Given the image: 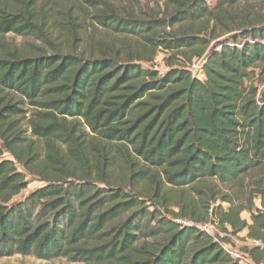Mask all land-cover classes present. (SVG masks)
<instances>
[{
	"label": "trees",
	"instance_id": "trees-1",
	"mask_svg": "<svg viewBox=\"0 0 264 264\" xmlns=\"http://www.w3.org/2000/svg\"><path fill=\"white\" fill-rule=\"evenodd\" d=\"M78 1L0 0V256L238 264L200 226L264 240V0Z\"/></svg>",
	"mask_w": 264,
	"mask_h": 264
},
{
	"label": "rangeland",
	"instance_id": "rangeland-1",
	"mask_svg": "<svg viewBox=\"0 0 264 264\" xmlns=\"http://www.w3.org/2000/svg\"><path fill=\"white\" fill-rule=\"evenodd\" d=\"M116 4H124V3H131L132 0H114ZM51 7L54 11H67L69 10H75V8H81L82 3L78 0H51ZM248 15L255 16L257 13L260 15H264V8L257 5V4H251L248 6ZM90 31L85 30L82 34V42L77 45L79 49H85L90 43L97 45V46H109L110 44H114L111 40V36L104 32L102 29H96L90 27ZM228 35V34H227ZM224 35L221 36L218 40H222L227 38L228 36ZM6 41L9 42L12 45H15L17 47L22 45H35L34 41L31 39H24L23 37L16 36L14 34H8L6 35ZM167 53L165 52H159L153 62L152 65L146 64L143 65L144 68L152 67L155 71H157L159 74H163L166 72V67L164 63V59L167 57ZM195 59V58H194ZM192 59V61L194 60ZM262 86H260L261 88ZM3 159L5 160H11V158L8 155H4ZM27 187L25 190H23L20 195L15 197V202L22 201L27 194L34 191L35 189L41 187L43 184L39 181H37L34 178L28 177L26 178ZM255 205L257 208H260V201L257 199L255 201ZM241 217L247 221H249V215L246 213H243ZM210 224V223H208ZM213 227L216 229V227L213 225ZM216 231H218L216 229ZM246 231L241 233L238 237H235L234 239H231V244L234 249H240L244 245L243 237L246 236ZM0 264H82V263H73L69 262L68 260L64 258H53L50 260H41L38 259L32 255H17V254H7L0 256Z\"/></svg>",
	"mask_w": 264,
	"mask_h": 264
},
{
	"label": "built area",
	"instance_id": "built-area-1",
	"mask_svg": "<svg viewBox=\"0 0 264 264\" xmlns=\"http://www.w3.org/2000/svg\"><path fill=\"white\" fill-rule=\"evenodd\" d=\"M205 60L203 57L201 58H195L191 63L188 65V70L191 73L192 78L196 79H203V72L202 67ZM175 223L179 225H189L188 222L182 221V220H176ZM200 229L206 233L207 235L213 237L215 242L220 246V248L226 253L233 261L237 262L238 264H255L253 260L250 258L249 254L246 252H243L240 249H234L231 244V238L225 234L219 233L216 231V229L211 224H204L200 226ZM229 238L230 242H226L223 239ZM244 245L243 247H258L260 249L264 248V240H255V239H249L246 236L243 237ZM262 264V263H261Z\"/></svg>",
	"mask_w": 264,
	"mask_h": 264
}]
</instances>
